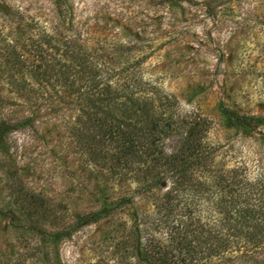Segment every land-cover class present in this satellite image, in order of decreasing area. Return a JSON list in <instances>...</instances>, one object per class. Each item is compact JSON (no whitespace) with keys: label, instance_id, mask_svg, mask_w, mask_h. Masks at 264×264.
Wrapping results in <instances>:
<instances>
[{"label":"rangeland","instance_id":"rangeland-1","mask_svg":"<svg viewBox=\"0 0 264 264\" xmlns=\"http://www.w3.org/2000/svg\"><path fill=\"white\" fill-rule=\"evenodd\" d=\"M63 2L59 11L55 0H0V134L9 127L0 135V264H133V212L145 204L133 195L138 184L89 160L75 136L79 98L62 77L43 82L37 70L45 59L67 65L65 42L100 65L127 58L135 80L208 119L203 144L217 148L215 162L251 166L259 143L228 127L224 109L262 118L255 131L264 135V0ZM120 197L127 204L54 242L76 216Z\"/></svg>","mask_w":264,"mask_h":264},{"label":"trees","instance_id":"trees-1","mask_svg":"<svg viewBox=\"0 0 264 264\" xmlns=\"http://www.w3.org/2000/svg\"><path fill=\"white\" fill-rule=\"evenodd\" d=\"M55 5L61 11L64 2ZM64 44L67 65L53 67L45 59L43 69L32 73L37 70L43 82L62 77L79 98L75 136L89 160L133 174V195L145 201L133 212V264H244L264 251V135L255 131L263 119L224 109L228 127L253 137L261 158L251 166L215 162L217 148L203 144L208 119L180 112L174 96L135 80L127 58L121 67H108L74 52L73 43ZM83 77L85 87L76 86ZM127 202L120 197L76 216L52 235L54 242ZM38 216L47 220L43 211ZM55 216L61 224V212ZM254 264H264V258Z\"/></svg>","mask_w":264,"mask_h":264}]
</instances>
